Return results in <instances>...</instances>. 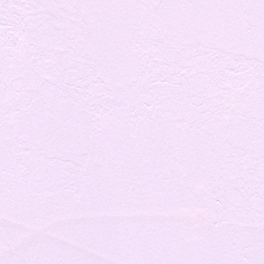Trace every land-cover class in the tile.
Listing matches in <instances>:
<instances>
[{
  "label": "snow or ice",
  "instance_id": "1",
  "mask_svg": "<svg viewBox=\"0 0 264 264\" xmlns=\"http://www.w3.org/2000/svg\"><path fill=\"white\" fill-rule=\"evenodd\" d=\"M0 264H264V0H0Z\"/></svg>",
  "mask_w": 264,
  "mask_h": 264
}]
</instances>
